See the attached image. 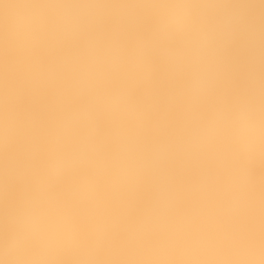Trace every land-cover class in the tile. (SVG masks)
I'll use <instances>...</instances> for the list:
<instances>
[{
    "label": "snow or ice",
    "instance_id": "6c2138e0",
    "mask_svg": "<svg viewBox=\"0 0 264 264\" xmlns=\"http://www.w3.org/2000/svg\"><path fill=\"white\" fill-rule=\"evenodd\" d=\"M0 264H264V0H0Z\"/></svg>",
    "mask_w": 264,
    "mask_h": 264
}]
</instances>
